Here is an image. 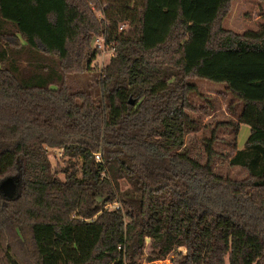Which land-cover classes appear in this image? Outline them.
<instances>
[{"label": "trees", "instance_id": "1", "mask_svg": "<svg viewBox=\"0 0 264 264\" xmlns=\"http://www.w3.org/2000/svg\"><path fill=\"white\" fill-rule=\"evenodd\" d=\"M231 1L0 0V264H264V22L223 28ZM96 37L93 95L67 77L96 72ZM195 80L223 85L243 178L212 132L203 160L184 146Z\"/></svg>", "mask_w": 264, "mask_h": 264}, {"label": "rangeland", "instance_id": "2", "mask_svg": "<svg viewBox=\"0 0 264 264\" xmlns=\"http://www.w3.org/2000/svg\"><path fill=\"white\" fill-rule=\"evenodd\" d=\"M264 22V2L259 0H232L230 3V10L222 21V27L236 33H241L246 30H255L261 23ZM90 47L98 50L95 57L90 62V66L96 68V72H82L67 77L73 86H76L83 90L90 91L93 95L97 94L95 87V77L94 73L107 63L108 58L111 54V47L108 45H102V40L99 38H93ZM199 94H202L206 98V103L208 106L207 114H201L199 116L200 125L195 132L188 133L184 138V146L190 150L191 154L197 155L200 160H203V140L208 138L212 132L215 141L212 144L213 150L217 153L213 157V170L229 178H243L245 176V171L237 166H229L226 163L225 156L232 155L233 151L231 149L230 143L233 140V132L231 128L224 125H216L218 122H225L228 120H233L225 111V105L228 101V96L223 93V85L217 83H210L203 80L194 81ZM201 99L198 97H193L194 102H198ZM249 128L244 124L238 126V131L234 136L236 148H240L246 136L248 135ZM51 166L57 168L61 163L60 150L47 148L46 150ZM60 177V175H58ZM6 179V178H5ZM2 179L0 183L5 180ZM10 184L12 185V195L15 191L13 180L8 178ZM7 185V184H6ZM120 189L127 187L125 180H119ZM1 191H6L3 188ZM1 192V193H3ZM118 206V203H112L107 206L108 208H114ZM153 264H172L170 257L163 260H155Z\"/></svg>", "mask_w": 264, "mask_h": 264}, {"label": "water", "instance_id": "3", "mask_svg": "<svg viewBox=\"0 0 264 264\" xmlns=\"http://www.w3.org/2000/svg\"><path fill=\"white\" fill-rule=\"evenodd\" d=\"M7 184V185H6ZM3 188H6V191H1ZM12 190V185L9 182V179L6 178L0 183V191L3 192L5 195L10 196Z\"/></svg>", "mask_w": 264, "mask_h": 264}, {"label": "built area", "instance_id": "4", "mask_svg": "<svg viewBox=\"0 0 264 264\" xmlns=\"http://www.w3.org/2000/svg\"><path fill=\"white\" fill-rule=\"evenodd\" d=\"M122 26H123V25L120 24L119 27H118V29H120ZM97 38H98V37H97ZM98 39H99V38H98ZM102 45H103V44H102ZM98 158H99L98 154H94V159H95V160H98ZM118 207H119V206L116 205V207H114V208H118Z\"/></svg>", "mask_w": 264, "mask_h": 264}]
</instances>
